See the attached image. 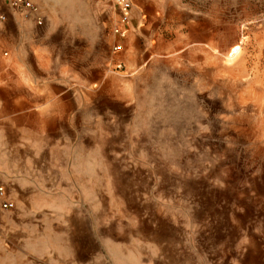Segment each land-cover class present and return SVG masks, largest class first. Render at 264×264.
Segmentation results:
<instances>
[{
  "label": "rangeland",
  "instance_id": "rangeland-1",
  "mask_svg": "<svg viewBox=\"0 0 264 264\" xmlns=\"http://www.w3.org/2000/svg\"><path fill=\"white\" fill-rule=\"evenodd\" d=\"M33 1L45 21L22 19L29 34L55 51L88 44L128 103L86 131L102 175L52 198L154 238L161 264H264V0H133L132 25L152 37L116 56L108 0ZM18 212L0 218V264H36Z\"/></svg>",
  "mask_w": 264,
  "mask_h": 264
},
{
  "label": "crops",
  "instance_id": "crops-1",
  "mask_svg": "<svg viewBox=\"0 0 264 264\" xmlns=\"http://www.w3.org/2000/svg\"><path fill=\"white\" fill-rule=\"evenodd\" d=\"M9 14L0 27V185L18 208L25 254L36 264H161L154 238L128 226L109 231L108 217H93L90 201L52 198L89 190L102 175L85 136L92 123H117L128 111L123 89H108L120 79L93 60L88 44L51 50ZM140 28L133 26L125 47L152 37L151 25Z\"/></svg>",
  "mask_w": 264,
  "mask_h": 264
},
{
  "label": "built area",
  "instance_id": "built-area-1",
  "mask_svg": "<svg viewBox=\"0 0 264 264\" xmlns=\"http://www.w3.org/2000/svg\"><path fill=\"white\" fill-rule=\"evenodd\" d=\"M112 3L116 13V19L111 27L110 36L113 38L111 43V53L113 56L123 52L124 42L133 32V0H108ZM18 14L22 19L30 21L36 25H42L45 16L41 8L33 0H0V27L5 25L9 20V12ZM123 64L118 62L115 69L122 70ZM16 204L10 198L6 188L0 185V215L15 210Z\"/></svg>",
  "mask_w": 264,
  "mask_h": 264
},
{
  "label": "bare ground",
  "instance_id": "bare-ground-1",
  "mask_svg": "<svg viewBox=\"0 0 264 264\" xmlns=\"http://www.w3.org/2000/svg\"><path fill=\"white\" fill-rule=\"evenodd\" d=\"M240 50V46H236L235 48L232 49L231 53L229 54L230 57H233L235 54L238 53V51ZM229 57V58H230Z\"/></svg>",
  "mask_w": 264,
  "mask_h": 264
}]
</instances>
